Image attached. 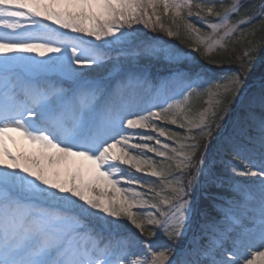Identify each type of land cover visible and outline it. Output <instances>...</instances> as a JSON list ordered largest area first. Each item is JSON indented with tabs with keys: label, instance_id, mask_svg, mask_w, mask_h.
<instances>
[{
	"label": "snow or ice",
	"instance_id": "obj_1",
	"mask_svg": "<svg viewBox=\"0 0 264 264\" xmlns=\"http://www.w3.org/2000/svg\"><path fill=\"white\" fill-rule=\"evenodd\" d=\"M192 6V0H0L2 62L20 59L9 53H35L47 59L29 57L32 63L58 69L62 77L22 91L7 77L0 80V264H264V69L253 75L256 65L248 60L251 83L239 72L216 79L210 109L221 92H230L233 101L213 129L214 110L201 113L198 122L178 124L184 104L175 97L135 103L131 93L144 70L125 67L109 47L134 24L163 31L161 8L165 16L181 17ZM195 7L211 15L215 5ZM250 7L254 11L230 27L244 8L233 0L207 26L224 28L228 36L264 20V0ZM45 20L58 28L49 29ZM130 55L176 65L173 74L188 79L183 101L201 87L198 72L179 66L178 51L146 41ZM93 71L102 74L91 76ZM157 121L188 124L186 133L205 139L203 149L194 136L170 147L158 138L172 137ZM146 153L176 161L179 170L172 195L159 203L122 186L145 187L121 166L163 175ZM100 185L107 191L97 195ZM160 233L177 243L160 244L154 239Z\"/></svg>",
	"mask_w": 264,
	"mask_h": 264
},
{
	"label": "rangeland",
	"instance_id": "obj_2",
	"mask_svg": "<svg viewBox=\"0 0 264 264\" xmlns=\"http://www.w3.org/2000/svg\"><path fill=\"white\" fill-rule=\"evenodd\" d=\"M248 0H242V3L245 4ZM259 0H255L254 3H257ZM197 3H205V4H214L215 7L213 9V13L209 15L207 13L206 8L201 11L195 7ZM233 3V0H192L191 9L185 8L182 10L181 17H174L171 13L167 15V17L172 16L171 18L174 20V24L178 21L179 24H183L186 26V30L189 31L194 36V42L197 46H192L190 48H184L180 46L175 40H173L174 34H177V28L171 30L173 35L170 37L167 35V30H170L169 26L162 19L163 9L160 10L161 15V23L164 25V30L162 31L159 27H156L154 30L152 28L142 30L139 28V24H134L132 29H126V36L121 38V40L116 41L114 44L109 47L112 48V55L114 58H119L120 61L123 62L125 67H134L140 68L144 70L143 82L141 83L142 95L136 96L138 94L137 91H134L132 97L139 104L144 105L148 102H158L163 103L165 100H168L169 103L172 101L169 100V97H175L177 100H181L184 104L183 109V119L178 120V124L191 121L193 123L198 122L201 113L212 110L215 111V119L210 120L213 129H215V125L220 121L225 108L229 105L230 102L233 101V95L229 92L228 94H221L215 96L214 101L216 107L214 109H210L209 107V99L210 93H214L217 91L215 81L217 78L223 79L226 75L232 76L235 73L239 72L241 80H247L248 82L251 79L250 75L245 73V71L240 70L239 68L232 69H222L220 71L214 70L210 67L204 66L198 57L199 49L201 53H213L214 51L222 49L226 43L230 40L242 38L250 33H253L254 27L256 26L254 23H258L259 20L248 24V25H240L239 29L236 30L233 34L225 36L226 29L220 28L217 31L213 32L211 28L207 26V22H217L218 18L215 15L217 12H223L224 8L228 7ZM242 10V9H241ZM200 12V15L197 16L196 13ZM254 11V8L250 11ZM248 12V11H245ZM191 13V15H189ZM236 17H238L236 19ZM240 13L234 14L230 21L229 26L237 24L238 20H240ZM264 21V20H263ZM43 25H47L49 29L58 28L57 25L52 24L51 21H42ZM192 24L193 28H189L188 25ZM134 29V30H133ZM195 29H199L196 31ZM67 32L69 36H82L79 33H71L68 30H62ZM85 40L93 41L95 43H100L98 41H94L91 37H83ZM146 41H151L156 47L160 49H166L173 53L179 52V59L183 60L184 63L179 65L180 67H187L193 71H196L200 74V80L197 83H201V87L196 89L191 93L189 99L187 101H183L180 94L186 88L188 79L186 76L182 78L181 76H177L173 74L174 68L176 65L168 64L163 60H146L144 58L133 59L130 55L135 49L139 48ZM197 48V49H196ZM255 53V52H254ZM184 54H187L186 56ZM11 57H19L20 59L13 60L8 64H4L2 62L3 57H0V80L7 77L12 86H15L18 91H22L27 85L33 82H39L41 84L47 83L55 78H62L61 73L58 69L53 68H41L38 65L32 63V60H42L47 59V57H39L35 53H9ZM29 57L32 60L28 59ZM248 60H252L256 65V73L259 74V71L264 69V56H253V51H250V56ZM91 76H96L98 74L96 71L89 73ZM211 80L212 83H208ZM251 83V82H249ZM139 90V89H138ZM136 96V97H135ZM158 97V100L156 99ZM157 124H161V122L157 121ZM177 125H173L171 123L164 122L161 126H164L168 131V134L171 139H166L165 137H158L162 142L167 143L170 147H178L179 142L191 143L192 141L188 139V137L194 136L196 142L200 144L201 150L203 149V145L205 143V139L200 136V134L196 131L191 133H186V128L189 127L188 124L185 125V128H180ZM143 131V130H141ZM156 136V133H151ZM176 141V143H174ZM24 144V150L27 153L28 146L26 142H21ZM152 144V146L159 148V145H156L154 141L148 142ZM9 147H12L9 145ZM167 153V156L171 157L174 155L170 150L162 149ZM146 155L156 161H163L166 164L169 163L172 167L176 168V171L172 175H165L161 177H152L150 175H146V172L149 171L145 169V172H136L135 169L129 168L128 166H121L125 168L126 171L124 173L125 176L132 175L134 178L139 179L144 185V188H141L139 185H122L127 188L134 189L135 191L145 196L149 201L159 203V201L164 196L170 197L172 195L170 191V185L175 184V181L172 180V176L176 175L177 179H179V170L176 167V161L172 159H164L158 156H155L154 153H146ZM199 155V153H197ZM231 158V157H230ZM30 162V161H29ZM237 162L238 159H237ZM163 164V163H162ZM162 164H159L161 166ZM55 170H61L62 165H55ZM156 170L158 168L156 167ZM167 171L166 173H168ZM241 181H246V177H238ZM184 183L187 184L188 175L187 173L183 176ZM151 187L154 191L149 192L148 189ZM107 191L105 185H100L99 190L97 191V195H102ZM155 193H160V196H155ZM114 195V194H113ZM155 199L153 200V197ZM111 198V197H109ZM154 211V210H153ZM125 223H127L125 221ZM131 229V225L128 226ZM133 232H136L135 229H131ZM139 235L138 232H136ZM142 239H147V236L142 237ZM160 244H173L175 245L177 242L168 240L162 233L158 234L157 237L154 238ZM180 246H182L183 241L179 242Z\"/></svg>",
	"mask_w": 264,
	"mask_h": 264
},
{
	"label": "trees",
	"instance_id": "obj_3",
	"mask_svg": "<svg viewBox=\"0 0 264 264\" xmlns=\"http://www.w3.org/2000/svg\"><path fill=\"white\" fill-rule=\"evenodd\" d=\"M254 1L255 0H248L247 2H245L244 8H242V10L240 11V17L245 16L246 13H250V11L253 9L250 6L258 5L260 3V0L257 1V3H254ZM171 17L172 16L167 17L164 15L162 16V19L169 26L170 30L174 31V29L177 28L178 32L177 34H174L172 39L186 49L195 45L197 46V44L194 42V36L186 30V26L183 24H179V21L178 25L177 22L174 24V20ZM237 18L238 17H236V19ZM254 24L256 26L254 27L253 33H250L249 35L242 38L228 41L226 45L220 50L214 51L213 53L204 54L201 53V50L199 49L198 57L200 59V62L204 66L210 67L217 71H220L222 69L239 68L240 70L247 73L246 62L249 59L250 51H253V56L255 57L259 55L264 56V21L259 20L258 23ZM139 28L142 30L143 25H140ZM245 53H247V55ZM253 75L258 74L254 73ZM252 78L253 76H251L249 82L252 81ZM159 164L162 165L159 166ZM156 167L159 171L163 172L162 176L172 175L176 171L175 167H172L169 163L166 164L165 162L160 160L156 161ZM167 171L169 172L166 173Z\"/></svg>",
	"mask_w": 264,
	"mask_h": 264
},
{
	"label": "bare ground",
	"instance_id": "obj_4",
	"mask_svg": "<svg viewBox=\"0 0 264 264\" xmlns=\"http://www.w3.org/2000/svg\"><path fill=\"white\" fill-rule=\"evenodd\" d=\"M139 89V90H138ZM141 89V84L139 85V86H137L136 88H135V91H137L138 92V94H136V96H141L142 95V90H140ZM134 93H131V96L133 95ZM135 96V97H136ZM134 97H132V99H133ZM134 100V102L135 103H138L135 99H133ZM139 104V103H138ZM141 131V130H140Z\"/></svg>",
	"mask_w": 264,
	"mask_h": 264
}]
</instances>
